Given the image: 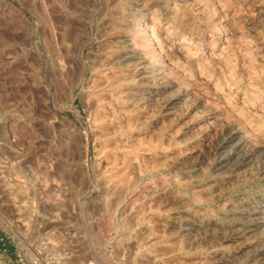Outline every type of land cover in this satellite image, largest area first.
<instances>
[{
    "label": "rangeland",
    "instance_id": "1",
    "mask_svg": "<svg viewBox=\"0 0 264 264\" xmlns=\"http://www.w3.org/2000/svg\"><path fill=\"white\" fill-rule=\"evenodd\" d=\"M0 262L264 264V0H0Z\"/></svg>",
    "mask_w": 264,
    "mask_h": 264
},
{
    "label": "bare ground",
    "instance_id": "2",
    "mask_svg": "<svg viewBox=\"0 0 264 264\" xmlns=\"http://www.w3.org/2000/svg\"><path fill=\"white\" fill-rule=\"evenodd\" d=\"M116 80H117V79H116ZM119 89H120V88H119ZM93 100H94V99H93ZM92 102H93V101H92ZM102 107H103V106H102ZM97 117H98V116H97ZM108 125H109V124H108ZM106 126H107V125H106ZM115 127H116V126H115ZM108 131H109V130H108ZM105 133H106V132H105ZM105 133H104V134H105ZM111 134H112V133H111ZM125 135H126V134H125ZM109 139H110V138H109ZM105 141H106V140H105ZM114 142H115V141H114ZM126 144H127V143H126ZM101 145H102V144H101ZM110 145H112V144L110 143ZM124 145H125V143H124ZM144 145H145V144H144ZM149 147H150V146H149ZM136 148H137V147H136ZM144 150H145V149H144ZM135 156H136V154H135ZM132 157H133V156H132ZM115 161H116V160H115ZM119 162H120V160H119ZM133 164H134V163H133ZM104 165H105V164H104ZM106 165H107V164H106ZM135 165H136V164H135ZM110 166H111V165H110ZM113 168H114V167H113ZM128 168H129V167H128ZM115 169H116V168H115ZM124 171H125V170H124ZM126 172H127V171H126ZM116 173H117V172H116ZM118 173H119V172H118ZM119 175H120V174H119ZM117 176H118V175H117ZM121 176H123V175H121ZM121 180H122V179H121ZM108 181H109V180H108ZM115 183H116V182H115ZM123 187H124V186H123ZM131 188H132V187H131ZM110 189H111V188H110ZM125 189H126V188H125ZM129 189H130V188H129ZM122 190H123V189H122ZM130 192H131V191H130ZM121 193H122V192H121ZM196 194H197V193H196ZM121 195H122V194H121ZM198 195H199V194H198ZM198 195H197V196H198ZM199 200H200V199H199ZM117 201H118V200H117ZM117 201H116V202H117ZM121 201H122V199H121ZM194 201H195V200H194ZM109 204H110V203H109ZM113 204H114V203H113ZM105 205H106V204H105ZM107 205H108V204H107ZM114 205H115V204H114ZM182 221H183V220H182ZM178 223H179V222H178ZM144 225H145V224H144ZM150 225H151V224H150ZM193 230H194V229H193ZM147 231H148V230H147ZM195 232H196V231H195ZM160 233H161V232H160ZM160 233H159V234H160ZM164 233H165V232H164ZM157 236H158V235H157ZM136 238H137V237H136ZM155 238H156V237H155ZM167 238H168V237H167ZM137 239H138V238H137ZM150 239H151V238H150ZM178 239H179V238H178ZM168 240H169V239H168ZM170 240H171V239H170ZM170 240H169V241H170ZM149 241H150V240H149ZM165 241H167V240H165ZM171 241H173V240H171ZM174 241H175V239H174ZM181 241H182V240H181ZM147 242H148V241H147ZM172 243H173V242H172ZM174 243H175V242H174ZM174 243H173V245L176 244V243H175V244H174ZM184 243H185V245L187 244L186 242H184ZM178 244H179V243H178ZM161 247H162V246H161ZM168 247H169V246H168ZM171 247H173V246H171ZM177 247H178V245H177ZM180 247H182V246H180ZM149 248H150V247H149ZM196 248H197V247H196ZM167 249H168V248H167ZM198 250H199V249H198ZM171 251H173V248H172ZM165 252H166V251H165ZM168 252H169V251H168ZM180 252H181V250H180ZM156 253H157V252H156ZM178 253H179V252H178ZM178 253H177V254H178ZM155 256H156V255H155ZM175 256H176V254H175ZM220 259H221V258H220ZM182 260H183V259H182ZM154 261H156V260H154ZM0 263H1V262H0ZM160 263H161V262H160ZM167 263H168V262H167Z\"/></svg>",
    "mask_w": 264,
    "mask_h": 264
}]
</instances>
